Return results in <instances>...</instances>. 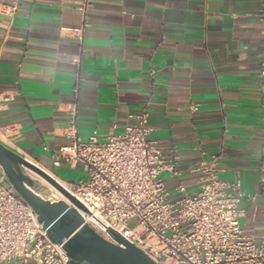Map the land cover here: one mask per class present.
I'll return each instance as SVG.
<instances>
[{
  "label": "crops",
  "instance_id": "crops-1",
  "mask_svg": "<svg viewBox=\"0 0 264 264\" xmlns=\"http://www.w3.org/2000/svg\"><path fill=\"white\" fill-rule=\"evenodd\" d=\"M80 5L0 0L15 8L0 12V143L74 182L51 161L70 142L71 106L84 141L121 134L146 108L150 139L176 154L169 191L195 194L190 169L217 157L222 179L256 195L242 204L245 234L264 236V0H89L85 14ZM82 26V42L66 30Z\"/></svg>",
  "mask_w": 264,
  "mask_h": 264
},
{
  "label": "built area",
  "instance_id": "built-area-1",
  "mask_svg": "<svg viewBox=\"0 0 264 264\" xmlns=\"http://www.w3.org/2000/svg\"><path fill=\"white\" fill-rule=\"evenodd\" d=\"M80 1L85 14L89 0ZM3 10L13 13L15 8L0 7ZM83 27L66 30L79 32L82 42ZM79 61L74 60L76 65ZM261 77L264 80V70ZM78 93L76 85L75 98ZM76 115L74 103L67 128L70 142L53 153L51 161L55 168L79 166L86 178L64 182L50 176L85 207L87 213L78 212L102 238L114 243L107 233L114 230L157 264H264V236L245 234L241 224L243 202H253L256 195H246L239 178L222 179L217 157L190 169L200 175L195 194H188L182 184L169 191L163 174L178 176L176 154L164 153L150 139L146 108L130 116L134 122L121 134L110 133L101 141L96 132L85 141L78 136ZM23 171L28 176L29 170ZM176 195L180 197L173 198ZM68 206L74 208L69 201ZM0 264H71L1 169Z\"/></svg>",
  "mask_w": 264,
  "mask_h": 264
},
{
  "label": "water",
  "instance_id": "water-1",
  "mask_svg": "<svg viewBox=\"0 0 264 264\" xmlns=\"http://www.w3.org/2000/svg\"><path fill=\"white\" fill-rule=\"evenodd\" d=\"M28 169L48 182L73 206L63 200H46L33 190L24 173ZM0 169L6 182L31 207L49 238L62 245L71 264H157L119 233L109 229V242L85 224L78 211L85 207L66 192L48 173L0 143Z\"/></svg>",
  "mask_w": 264,
  "mask_h": 264
},
{
  "label": "rangeland",
  "instance_id": "rangeland-1",
  "mask_svg": "<svg viewBox=\"0 0 264 264\" xmlns=\"http://www.w3.org/2000/svg\"><path fill=\"white\" fill-rule=\"evenodd\" d=\"M78 171L77 172L76 171H72L70 169V167L63 166L62 169L56 168V170L54 171L53 174H55L56 176H58L60 179H63V180H69L70 179L72 181H77V180H79L81 178H86L83 170L81 171L82 173L79 176L76 175L78 173ZM32 173L33 172L29 170L28 177L33 182V187L32 188L41 197H43L46 200H49L50 199V200H54V201L65 200L66 199L64 196H62L60 193H58V191H56V189H54L48 182H47L48 183L47 184L44 181H41L38 178L39 177L38 175H36L35 173H33V174ZM75 179H77V180H75ZM167 189L170 190L168 187H167ZM179 197L180 196L176 195L173 198H179ZM129 225L132 226L133 224L130 223Z\"/></svg>",
  "mask_w": 264,
  "mask_h": 264
},
{
  "label": "bare ground",
  "instance_id": "bare-ground-1",
  "mask_svg": "<svg viewBox=\"0 0 264 264\" xmlns=\"http://www.w3.org/2000/svg\"><path fill=\"white\" fill-rule=\"evenodd\" d=\"M33 174V173H32ZM31 174V175H32ZM36 176V175H35ZM38 177V176H37ZM41 181H44L45 183H47L44 179H42L41 177H38ZM48 184V183H47ZM51 187V186H50ZM52 188V187H51ZM65 203H67L68 204V201H66V200H63Z\"/></svg>",
  "mask_w": 264,
  "mask_h": 264
}]
</instances>
